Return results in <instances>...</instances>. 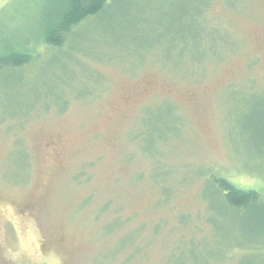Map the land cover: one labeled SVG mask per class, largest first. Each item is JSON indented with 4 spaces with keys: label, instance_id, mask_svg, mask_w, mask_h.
Here are the masks:
<instances>
[{
    "label": "rangeland",
    "instance_id": "374dc122",
    "mask_svg": "<svg viewBox=\"0 0 264 264\" xmlns=\"http://www.w3.org/2000/svg\"><path fill=\"white\" fill-rule=\"evenodd\" d=\"M46 5L0 0L35 49L0 72V264H264L207 181L264 195V0H112L58 48Z\"/></svg>",
    "mask_w": 264,
    "mask_h": 264
},
{
    "label": "trees",
    "instance_id": "16d2710c",
    "mask_svg": "<svg viewBox=\"0 0 264 264\" xmlns=\"http://www.w3.org/2000/svg\"><path fill=\"white\" fill-rule=\"evenodd\" d=\"M110 1L112 0H47L42 14L40 36L36 42H42L46 47L63 46L73 28L90 18L97 17ZM34 52L35 49L30 52L18 48L0 52V72L18 70L30 64L35 56ZM248 124L255 125V131L264 136V117L254 118ZM207 181L216 188L229 209L242 213L249 211L253 228L264 231L263 194L254 189H242L227 178L216 174H210Z\"/></svg>",
    "mask_w": 264,
    "mask_h": 264
}]
</instances>
